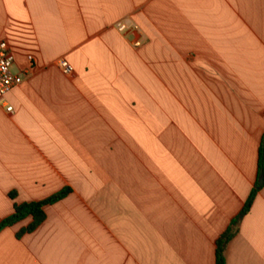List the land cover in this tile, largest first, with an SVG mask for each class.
Listing matches in <instances>:
<instances>
[{
    "label": "crops",
    "instance_id": "crops-1",
    "mask_svg": "<svg viewBox=\"0 0 264 264\" xmlns=\"http://www.w3.org/2000/svg\"><path fill=\"white\" fill-rule=\"evenodd\" d=\"M3 41L23 83L0 106V223L72 192L3 230L0 264H216L260 183L264 0H0ZM260 184L227 264H264Z\"/></svg>",
    "mask_w": 264,
    "mask_h": 264
},
{
    "label": "trees",
    "instance_id": "trees-1",
    "mask_svg": "<svg viewBox=\"0 0 264 264\" xmlns=\"http://www.w3.org/2000/svg\"><path fill=\"white\" fill-rule=\"evenodd\" d=\"M259 178H264V138L259 150ZM262 187L263 186L260 183H257L241 213L232 221L228 230L224 232L219 238L216 250V264H227L226 252L228 245L239 233L240 224L242 220L250 213L256 197ZM71 192L72 190L67 188L44 201L15 205L14 214L0 223V233L3 230L15 226L29 218H32V224L28 228L22 230V232L19 234V237L23 236L24 234L34 232L47 219L45 208L62 201L69 194H71ZM11 198H15V193L11 194Z\"/></svg>",
    "mask_w": 264,
    "mask_h": 264
},
{
    "label": "built area",
    "instance_id": "built-area-1",
    "mask_svg": "<svg viewBox=\"0 0 264 264\" xmlns=\"http://www.w3.org/2000/svg\"><path fill=\"white\" fill-rule=\"evenodd\" d=\"M117 30L121 34H127L130 31H138L136 26H129L127 22L117 24ZM142 41L137 40L134 43L135 48H141ZM14 65V56L10 52L7 42H0V106L6 105L7 95L15 88L23 83L21 75H14L11 68ZM60 68L64 75L71 76L74 68L66 61L60 62ZM12 107H7V112H12Z\"/></svg>",
    "mask_w": 264,
    "mask_h": 264
},
{
    "label": "rangeland",
    "instance_id": "rangeland-1",
    "mask_svg": "<svg viewBox=\"0 0 264 264\" xmlns=\"http://www.w3.org/2000/svg\"><path fill=\"white\" fill-rule=\"evenodd\" d=\"M11 72L14 74V75H17L18 74V68L16 65H13L12 68H11Z\"/></svg>",
    "mask_w": 264,
    "mask_h": 264
},
{
    "label": "water",
    "instance_id": "water-1",
    "mask_svg": "<svg viewBox=\"0 0 264 264\" xmlns=\"http://www.w3.org/2000/svg\"><path fill=\"white\" fill-rule=\"evenodd\" d=\"M260 183H263V178L260 179Z\"/></svg>",
    "mask_w": 264,
    "mask_h": 264
}]
</instances>
